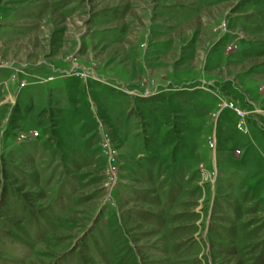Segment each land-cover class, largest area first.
Here are the masks:
<instances>
[{
	"label": "rangeland",
	"instance_id": "1",
	"mask_svg": "<svg viewBox=\"0 0 264 264\" xmlns=\"http://www.w3.org/2000/svg\"><path fill=\"white\" fill-rule=\"evenodd\" d=\"M0 264H264V0H0Z\"/></svg>",
	"mask_w": 264,
	"mask_h": 264
}]
</instances>
